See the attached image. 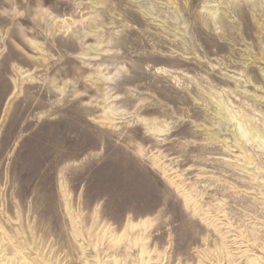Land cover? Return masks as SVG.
<instances>
[{
    "label": "rangeland",
    "instance_id": "obj_1",
    "mask_svg": "<svg viewBox=\"0 0 264 264\" xmlns=\"http://www.w3.org/2000/svg\"><path fill=\"white\" fill-rule=\"evenodd\" d=\"M0 264H264V0H0Z\"/></svg>",
    "mask_w": 264,
    "mask_h": 264
},
{
    "label": "bare ground",
    "instance_id": "obj_2",
    "mask_svg": "<svg viewBox=\"0 0 264 264\" xmlns=\"http://www.w3.org/2000/svg\"><path fill=\"white\" fill-rule=\"evenodd\" d=\"M29 46V45H28ZM31 46H33V47H35V49H37V48H39V45H37V44H34V43H32V45ZM39 50V49H38ZM36 63V62H35ZM133 226V225H132ZM132 228V227H131ZM126 232V231H125ZM125 234H123L122 236H124ZM116 239V238H115ZM118 241H121L120 239H118Z\"/></svg>",
    "mask_w": 264,
    "mask_h": 264
}]
</instances>
